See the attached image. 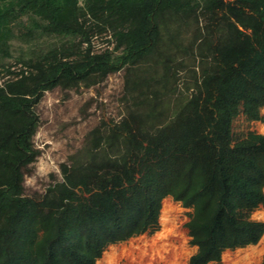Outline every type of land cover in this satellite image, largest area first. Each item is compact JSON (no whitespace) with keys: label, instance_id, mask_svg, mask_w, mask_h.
<instances>
[{"label":"trees","instance_id":"trees-1","mask_svg":"<svg viewBox=\"0 0 264 264\" xmlns=\"http://www.w3.org/2000/svg\"><path fill=\"white\" fill-rule=\"evenodd\" d=\"M14 40L28 53L17 70L0 63V264H95L156 231L167 197L191 210L187 264L258 243L264 134L233 126L264 123V0H0V60ZM122 70L123 116L26 196L43 94Z\"/></svg>","mask_w":264,"mask_h":264},{"label":"rangeland","instance_id":"rangeland-1","mask_svg":"<svg viewBox=\"0 0 264 264\" xmlns=\"http://www.w3.org/2000/svg\"><path fill=\"white\" fill-rule=\"evenodd\" d=\"M107 38H94L95 49L105 48L104 39ZM27 53L28 46L14 40L12 57L0 60V63L17 70L20 65L16 64V57H25ZM124 77L125 71L122 70L108 75L101 83L91 87L55 88L43 94L34 108L38 123L32 143L37 156L23 170L26 196L39 197L51 184L61 181L60 165L80 150L87 133L101 122L118 121L123 116L130 104L124 99L128 96L124 91ZM4 79H0V82ZM260 113L264 117V108ZM263 124L258 121L246 122L239 117L233 127L237 133L252 131L264 134ZM164 207L166 212L163 215ZM190 212V209L183 208L170 197L165 198L156 231L109 245L95 264H187L196 250L189 244L185 228ZM251 218L264 222V204L252 212ZM105 253H113L110 261L104 259ZM246 255H250V261L242 259ZM263 255L264 233L257 244L226 250L219 263L208 264H260Z\"/></svg>","mask_w":264,"mask_h":264},{"label":"bare ground","instance_id":"bare-ground-1","mask_svg":"<svg viewBox=\"0 0 264 264\" xmlns=\"http://www.w3.org/2000/svg\"><path fill=\"white\" fill-rule=\"evenodd\" d=\"M262 131L264 132V124L262 125ZM165 212H166V210H165V207H164V208L162 209V214L164 215ZM112 254H113V253H111V254L105 253V254H104V259H106V261H110V260L112 259ZM252 254L254 255V254H256V252H255V253H252ZM252 254H250V255H252ZM250 255H246V256H244L242 259H244V260H246V261H250V260H251Z\"/></svg>","mask_w":264,"mask_h":264}]
</instances>
